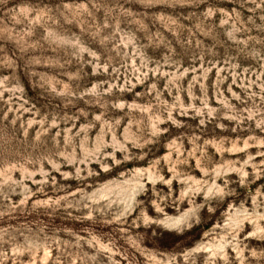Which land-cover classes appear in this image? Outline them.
<instances>
[{
	"label": "rangeland",
	"instance_id": "obj_1",
	"mask_svg": "<svg viewBox=\"0 0 264 264\" xmlns=\"http://www.w3.org/2000/svg\"><path fill=\"white\" fill-rule=\"evenodd\" d=\"M263 214L264 0H0V264H264Z\"/></svg>",
	"mask_w": 264,
	"mask_h": 264
},
{
	"label": "bare ground",
	"instance_id": "obj_2",
	"mask_svg": "<svg viewBox=\"0 0 264 264\" xmlns=\"http://www.w3.org/2000/svg\"><path fill=\"white\" fill-rule=\"evenodd\" d=\"M228 170H229V169H228ZM228 170H227V171H228ZM216 173H217V172H216ZM150 175H151V174H150ZM150 175H149V176H150ZM137 179H138V178H137ZM138 180H139V179H138ZM134 181H135V179H134ZM128 182H129V181H128ZM141 183H142V182H141ZM136 186H137V185H136ZM142 186H143V185H142ZM133 187H134V186H133ZM139 187H140V186H139ZM214 187H215V186H214ZM136 188H137V187H136ZM209 188H210V187H209ZM211 188H213L212 185H211ZM210 191H211V190H210ZM135 192H136V191H135ZM123 193H125V192H123ZM129 193H130V192H129ZM130 194H131V193H130ZM127 195H128V194H127ZM135 195H136V194H135ZM129 196H130V195H129ZM128 201H129V200H128ZM236 210H237V209H236ZM238 212H239V210H238ZM186 213H187V212H186ZM235 213H236V215L238 214L237 212H234V214H235ZM188 214H189V212H188ZM190 215H191V212H190ZM190 215H189V216H190ZM258 215H259V214H258ZM263 215H264V214H263ZM237 216H238V215H237ZM185 217H186V216H185ZM232 217H233V216H232ZM235 217H236V216H235ZM183 218H184V216H182V215H181V216H176V217H171V216H169V218L167 219V222L171 223L172 226H173V224H177V223L181 222V221L183 220ZM248 218H250V217H248ZM188 219H189V218H188ZM234 219H235V218H234ZM231 220H232V218L230 219V221H231ZM182 222H184V221H182ZM231 222H232V221H231ZM171 224H170V225H171ZM237 224H239V223H237ZM164 225H165V222H164ZM179 225H180V224H179ZM170 227H171V226H170ZM175 227H176V226H175ZM177 227H178V226H177ZM256 227H257V229H258V224H257ZM260 228H261V227H260ZM259 230H262V229H259ZM256 231H257V230H256ZM258 232H259V231H258ZM224 240H225V239H224ZM224 240H223V241H224ZM219 242H220V241H219ZM225 242H227V241H225ZM210 244H211V243H210ZM210 244H208V245H210ZM223 244L225 245V243H223ZM226 244H227V243H226ZM204 245H205V244H204ZM204 245H203V246H204ZM212 245H214V244H212ZM212 245H211V246H212ZM215 245L218 246L219 244H218V245L215 244ZM201 246H202V245H201ZM206 246H207V244H206ZM220 246H222V248H223V245H220ZM208 248H209L210 250H211V249L213 250L214 247L211 248L210 246H208ZM208 248H207V249H208ZM225 248H226V247H225ZM225 248H223V249H225ZM200 249H202V248H200ZM200 249H198V250H200ZM214 249H215V248H214ZM226 249H227V248H226ZM218 250H219V248H218ZM218 250H217V251H218ZM219 251H220V250H219ZM225 251H227V250H225ZM225 251H224V252H225ZM213 253H214V251H213Z\"/></svg>",
	"mask_w": 264,
	"mask_h": 264
}]
</instances>
